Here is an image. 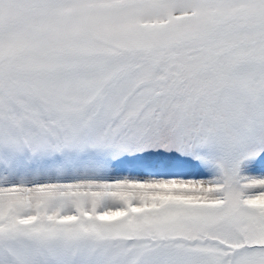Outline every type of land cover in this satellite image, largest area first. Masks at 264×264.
Returning a JSON list of instances; mask_svg holds the SVG:
<instances>
[{
	"label": "snow or ice",
	"instance_id": "obj_1",
	"mask_svg": "<svg viewBox=\"0 0 264 264\" xmlns=\"http://www.w3.org/2000/svg\"><path fill=\"white\" fill-rule=\"evenodd\" d=\"M0 264H264V0H0Z\"/></svg>",
	"mask_w": 264,
	"mask_h": 264
}]
</instances>
